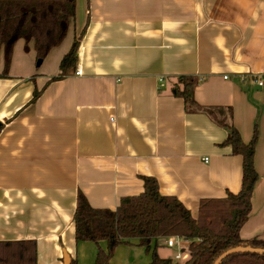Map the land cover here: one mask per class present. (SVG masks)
I'll return each mask as SVG.
<instances>
[{"label": "crops", "instance_id": "crops-1", "mask_svg": "<svg viewBox=\"0 0 264 264\" xmlns=\"http://www.w3.org/2000/svg\"><path fill=\"white\" fill-rule=\"evenodd\" d=\"M75 40L76 68L62 75ZM25 44L8 68L0 51V242L35 241L37 264H66L65 253L96 264L98 245L75 237L79 194L114 211L144 192V177L197 218L203 199L242 188L243 158L224 144V124L246 143L258 131L240 236L264 241V86L253 81L264 75V0H76L65 40L41 65L34 41ZM181 76L198 79L194 99L215 117L186 108ZM134 243L112 264H149ZM154 244L158 254L175 248Z\"/></svg>", "mask_w": 264, "mask_h": 264}, {"label": "trees", "instance_id": "trees-1", "mask_svg": "<svg viewBox=\"0 0 264 264\" xmlns=\"http://www.w3.org/2000/svg\"><path fill=\"white\" fill-rule=\"evenodd\" d=\"M75 16L76 0H0V51L4 49L6 68L20 39L25 40L26 49L33 40L37 60L44 61L51 50L65 40ZM78 47L79 41L75 40L63 57L62 75L76 68ZM179 80L184 87H177L175 93L184 98L186 108L203 110L215 117L212 110L200 107L194 99L198 79L181 76ZM40 93L36 91L33 99ZM224 125L229 130L224 144L243 158L242 188L222 199H203L197 218L178 198L162 195L153 177H144V192L123 197L114 211L94 208L83 193L79 194L74 213L75 237L78 243L90 241L98 245L96 264H112L116 248L134 242L151 252L149 264H179L172 258L160 257L158 246L154 244L159 238L172 236L190 242L183 249L189 253L183 264H214L222 254L236 247L264 248V241L244 240L240 236L252 209L251 198L259 178L255 167L258 131L256 129L252 140L246 143L233 125ZM102 241L106 249L100 246ZM0 264H37L36 242H0ZM70 264L81 263L73 259ZM218 264H264V252H233Z\"/></svg>", "mask_w": 264, "mask_h": 264}, {"label": "built area", "instance_id": "built-area-1", "mask_svg": "<svg viewBox=\"0 0 264 264\" xmlns=\"http://www.w3.org/2000/svg\"><path fill=\"white\" fill-rule=\"evenodd\" d=\"M76 74L77 75L81 74L80 69H78L76 71ZM253 81L256 85L263 87L264 86V75H254ZM189 243L190 242L188 240L183 239V238L178 237V236L169 237L167 240L168 246L179 248V252L175 256V260H177V261L180 259L186 260L188 258L187 256H189V253L184 251L183 249H186V246L188 247Z\"/></svg>", "mask_w": 264, "mask_h": 264}, {"label": "water", "instance_id": "water-1", "mask_svg": "<svg viewBox=\"0 0 264 264\" xmlns=\"http://www.w3.org/2000/svg\"><path fill=\"white\" fill-rule=\"evenodd\" d=\"M42 64V60L38 61V65ZM258 89H260L261 87L258 85L257 87ZM242 251H251V252H264V248H253V247H236V248H232L229 249L228 251H226L224 254H222L216 261L214 264H218L224 257H226L228 254L233 253V252H242ZM65 263L66 264H70V256L68 253H65Z\"/></svg>", "mask_w": 264, "mask_h": 264}, {"label": "rangeland", "instance_id": "rangeland-1", "mask_svg": "<svg viewBox=\"0 0 264 264\" xmlns=\"http://www.w3.org/2000/svg\"><path fill=\"white\" fill-rule=\"evenodd\" d=\"M165 240L167 241L168 238ZM159 248V247H158ZM161 248V247H160ZM178 249L175 247V248H171V249H168V248H162V250L159 252V254L163 257H166V258H173L174 261L178 262L179 264H183L184 263V259H180V260H175V255L178 253ZM188 257V256H187Z\"/></svg>", "mask_w": 264, "mask_h": 264}]
</instances>
